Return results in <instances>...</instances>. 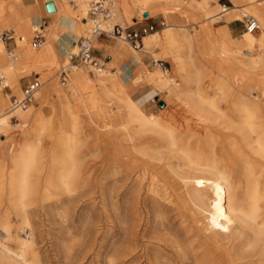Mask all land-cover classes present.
<instances>
[{
	"label": "bare ground",
	"instance_id": "1",
	"mask_svg": "<svg viewBox=\"0 0 264 264\" xmlns=\"http://www.w3.org/2000/svg\"><path fill=\"white\" fill-rule=\"evenodd\" d=\"M54 1L58 6L59 13L54 16L51 26L45 27V25L35 23L34 19L28 15L24 0H0V30L6 27L3 15L9 12L16 15L19 21L16 29H24L26 37L31 36L32 29L35 31L36 28L44 26L42 28L43 34L47 40L44 39L42 46L47 43L46 52L51 57L50 61H42L38 59L40 52L32 54L34 52L32 51L30 54L34 56V59L29 64L21 62L23 55L20 58L11 56L10 61H8L5 54V43L0 39V63L3 71L7 74V80H3L5 78L0 74V83H5L0 87V132H8L13 128L11 123L12 113L19 114V118L33 120L35 126L26 131L27 133L40 132L34 138L22 140L20 147L13 155V166L9 169V186L13 194L9 195L10 197L7 199V208L12 210L20 219L18 231L23 232L25 229H30L31 233L26 238L17 233L14 239L15 245L13 246L11 244L12 235L10 234L11 225L7 221V214L5 212L0 213V264H42L38 250L35 248V231L30 218V207L34 204L31 197L34 192L32 181L34 178L32 177L42 171L41 161L47 160V155L45 158L41 155V134H50L49 131L55 123L57 124L56 140L54 145H51L53 151L49 157L50 162L47 161L49 164L47 165L48 175L44 186V199L55 197V191L68 194L75 191L74 187L76 186L81 161L78 148L84 141L81 127L82 112H87L91 120L96 122L93 114L95 113L99 118L102 111L100 100L97 97H92L91 102L87 101L84 98L82 89L87 90L94 96H97L95 95L97 90L101 89L106 98L113 100L116 110L111 108L106 111L108 117L111 118L109 124L105 123V126L109 128V139L116 141L119 136H122L120 138L129 142L131 150L139 152L153 163L163 160L170 161L168 166L175 169L179 179L178 182L183 188L186 198L196 208L197 212L206 215L212 222L213 232L215 233L212 240L214 247L218 243L227 249L218 253L215 252L213 247L207 248L203 256L204 258L211 256L213 262L209 264H228L225 259L227 255H230L229 252L234 250L232 261L235 264H264V132H255L257 113L262 112V107L258 103L252 104L248 101L246 89L247 87L249 89L253 88L246 83L238 87L236 97L244 114L243 126L252 132H238L241 136L240 140L236 141L234 139L228 142L229 152L232 153L229 155L231 160L235 161V156H241L240 171L245 180L244 200L240 196L242 188L240 181L233 180L224 166L220 164V160L218 161L211 154L212 151L204 156L198 150L194 152L186 145L184 138L176 128L175 121L179 119L173 114L174 112L165 109L164 115L147 113L143 106L133 100L127 92L119 73H112L109 69H105L103 65H90L94 66L98 72L94 77L86 72L78 71V67L72 69V71H75V76L72 77L71 71L69 79L75 82L77 91H74L80 94L76 103L70 101L64 88L58 85L55 88V93H53L56 98V105H51L48 113L43 108L36 109L31 119V105L16 110H12L11 106V111L7 110L11 94L3 93L5 87L10 84L11 88H14V93L20 95L22 88L19 81L23 73H27V71L29 73L33 68L40 69L45 65L59 61V54L52 43L53 37L59 34L56 26L60 23L75 22L77 30L79 28V24L71 16L72 11H70L67 4L72 1ZM75 2L84 15L81 22L85 28L87 27L88 32L90 26V17H87L89 13L88 0H75ZM131 2V4L124 2L122 7L118 9L119 14L124 17L138 13L137 16L135 15L132 18L134 22L140 20V15H149L159 8H164L167 11H189L194 16L202 17L206 21V24L201 28L194 25H192L193 28H190L187 24H169L163 29L162 33L153 31L154 33H148L145 38V35L143 36L146 46L157 44L161 47L163 58L170 59L176 68L184 73V81L191 78V73L197 75L200 69L194 63L193 58L188 55L186 60L181 52L185 48L192 51L194 46L197 45L204 44V61L214 63L218 68H222L227 62L229 68L234 71L235 75L238 72L244 82L252 72L264 66V57L256 55L254 52L257 45L264 47V2L246 0V8L242 10V13L244 16L254 17L259 23V28L253 32L246 30V33L237 38H232L226 28L215 29L213 23L225 13L229 14V19H240L239 6L228 8L217 3L216 0H132ZM113 14L114 7L111 8L110 18L105 22L106 26L112 27L114 24H118L112 22ZM81 37L74 43L73 50L77 48ZM118 39L128 42L122 38ZM158 60L156 59V62ZM192 68H194V72ZM3 71L1 72L4 75ZM221 77H224V74H221ZM146 79L158 90L167 93V102H171L173 109L177 108V102L180 101L188 102L189 108H193L201 115H204L206 109L210 111L220 110L216 104V97H208L205 89L199 87L195 90H182L173 76L161 67H155L149 71ZM217 89L222 92V83L217 84ZM39 94L42 99L47 97L45 89ZM214 118L218 120V116ZM15 125L18 127L20 124ZM205 141L207 146H212L211 139ZM153 143L158 145L153 146ZM211 149L213 150V148ZM171 159H177V163L173 164ZM154 165L147 166L145 174L151 172V187L149 190L152 193H157L156 183L161 174L153 169ZM5 170L4 166L0 165V192L6 188ZM45 171L47 170L45 169ZM2 199L0 197V207L4 204ZM178 250L183 260L186 259V252L180 247ZM167 255V253L160 250L155 251L153 264H168L166 261ZM198 259H200L198 264H203L201 258Z\"/></svg>",
	"mask_w": 264,
	"mask_h": 264
},
{
	"label": "rangeland",
	"instance_id": "2",
	"mask_svg": "<svg viewBox=\"0 0 264 264\" xmlns=\"http://www.w3.org/2000/svg\"><path fill=\"white\" fill-rule=\"evenodd\" d=\"M42 1L43 0H35L39 6L42 5ZM90 1L91 0H88V12ZM131 1L132 0H109L108 4L110 7H114L112 22L135 30H140L148 25H154L153 31L161 29L165 25H169L168 20L161 13H153L148 19H145L148 15H140V22L133 24L134 21H132V18L135 15L137 16L138 13L124 17L119 14L118 9L122 7L124 2H129L131 4ZM258 1L264 2V0ZM216 2L227 6L232 5L230 0H216ZM67 4L70 11H72L71 16L78 22L79 26L83 28V32L80 34L84 36L87 32V27L85 28L81 22L84 15L80 11L79 5L76 4L75 1ZM239 7L238 12L241 14V17L239 20L232 21L242 28L240 34L233 33V35L238 36L244 31L246 33L243 22L245 16L242 13V10L245 9L246 6L244 4ZM28 15L30 16L29 13ZM40 17V24L49 23L53 19V16H49L44 10ZM87 17H90L89 13ZM202 21L205 25L206 21L202 17H199L197 20H192V22H189L190 24L187 25L193 28L192 25L195 26L196 23ZM163 22H165V24H163ZM224 22V20L218 19L214 23L215 26H219L224 24ZM10 29L13 28H2L0 30V35ZM153 31H149V33H154ZM17 33L18 32H16V34ZM33 36L34 29H32L31 36L26 37V40L30 38V52L34 51L32 54H37L42 50H46L47 43H44L39 49H33L31 47ZM44 37V39L47 40L45 35ZM111 38L117 42V45L124 42H120L118 38ZM124 43H128L127 45L130 50L134 51L133 46L129 44V42ZM5 46V54L8 61H10L11 55H9L7 46L14 48V44H5ZM156 46L159 45L146 46V48H153ZM141 47L142 42H140V46L135 49L140 51ZM77 50L78 47L68 51L67 55L61 56L57 63L45 65L40 69L33 68L29 73L27 71V73L21 75L20 83L22 90L25 85L29 84L38 76L39 80L42 82V86L38 92L40 93L45 89L47 93V97L42 99L37 92L35 101L31 104V119L36 109L43 108L45 112L48 113L49 107L51 105H56V98L53 96V93H55V88H57L58 85L64 88L70 101L77 102L80 94L75 92L77 91L75 82L69 79L66 84H62L59 79V70L61 66L66 62L68 55ZM263 51L264 47L258 45L254 49L256 55L258 54L264 57ZM143 54V62L146 63L149 69L161 67L167 70L177 81L182 90H195L199 87L205 89V93L208 97H216V104L220 110L210 111L206 109L204 115H201L191 107L189 108L190 105L188 102L179 101L180 104L182 103L183 109H181L182 111L179 114L173 113L181 120L179 122V120L176 119V128L184 138L186 145L190 147L192 151L195 152L198 150V152L204 156H207L209 152L211 153L212 151L211 154L218 161L220 160V164L224 166L233 180L240 181L242 186L240 196L242 200H244L245 180L240 171L241 156H235V161L231 160L229 155L232 153L229 152L230 146L228 142L234 139L236 141L240 140L241 136L238 132H252L243 126L244 114L241 111L238 98L236 97L238 87L245 83L253 88L249 89L247 87L246 89L248 101L252 104L258 103L262 107V112L257 113L255 132H264V91L262 92V90H264V66L252 72L246 77V81L244 82V80L240 78L238 72H236L235 75L234 71L229 68L227 62L225 66L218 68L214 63L204 61V44L200 46L197 45L194 46L192 51L185 48L181 52L186 60L188 55L193 58L194 63L200 69L197 75L191 73V78L188 81L186 79L184 81V73L176 68L170 59L163 58L162 49L160 51L159 48H155L154 57L151 50L143 52ZM15 56L18 58L22 57L20 51L19 53L15 52ZM154 58L159 59L158 62H156ZM107 60H109V58L97 59L99 63L98 66L103 65L105 69L110 68L116 71L117 68L114 62L107 63ZM0 68L1 71H3L1 63ZM78 68V71L86 72L93 77L98 73L94 66L81 65ZM193 70L194 68H192V71ZM1 71L0 74L5 78L3 80H7V74L3 71V75ZM74 74L75 71L73 70V78L75 76ZM221 74H224V77H221ZM218 83H222L224 91L223 89L222 92L218 91ZM0 84V87H2L5 83ZM144 85L155 88L147 83H144ZM67 88L71 91V95L67 92ZM22 90L20 95L15 94L14 88H11L10 84L3 89L4 94H12L7 110L11 111L13 98L21 97L23 94ZM155 90L159 95L152 101L153 107L147 109V112H154L151 114L155 115H164L166 112L164 108L166 107L165 104L168 99L167 93L156 88ZM251 92L255 93L251 94ZM82 93L84 98L89 102H91L92 97H97L100 100L102 111L99 118H97L95 113L93 114L96 122L91 120L87 112H82L81 127L84 141L78 148V155L81 157V161L77 181L75 183L76 188L74 187L75 191L69 194L55 191V197L44 199V186L48 175L47 165L49 164L48 162H50L49 157L53 151L52 146L56 140L58 131L57 124L55 123L53 128L49 131L50 134H41V155L44 156L43 158L47 155V160L44 159V161H41L43 165L42 171L37 173L38 176L34 175L32 177L34 178L32 179L34 192L31 194V197L34 204L30 207L31 223L35 231V248L38 250L41 263L153 264V254L158 250L168 254L166 260L168 264H198V260H200L198 259L199 257L203 264L212 263L213 260L211 256L205 258L203 256L207 248L213 247L215 252L218 253L226 251L227 249L218 243H216V247H214L212 240L215 233L213 232L212 222L206 215L197 212L196 208L186 198L184 190L178 182L179 179L175 169L168 166L170 161L163 160L153 163L139 152L131 150L129 142L120 138L122 136H119L116 141L109 139V128L105 126V123L109 124L111 118L108 117L106 111H109L111 108L116 110L113 100L106 98L101 89L97 90V94H95L97 96L83 89ZM104 101L108 102L106 103ZM162 102L164 104H162ZM167 106L169 107V105ZM168 107H166V110L170 111ZM215 116H218V120H215ZM19 117V114L16 115L12 113L11 123L13 128L8 132H0V146H3L0 147V165L4 166V170L6 167L4 176L6 188L0 192V197L3 198L4 204L0 207V213L5 212L7 214V221L11 225L10 234L12 235L11 244L13 246L15 245L14 239L17 233H20L22 237L26 238L31 231L30 229H25V231L19 232L18 227L20 226V219L12 210H8L7 208V199L13 194L9 186V169L13 166V155L20 147L22 139H31L40 133H27L26 131L35 126L33 120L29 121L30 119H22ZM17 123L20 124L18 127L15 125ZM23 124L25 125L24 127L22 126ZM11 135L17 140L16 147L12 153L4 149V144H6V142L7 144L11 143ZM209 139L212 140V146H207L206 144L205 140ZM156 144L157 143H153V146L158 145ZM211 148H213V150ZM42 151L45 154H42ZM171 162L176 164L177 159H171ZM150 164H155L153 169L161 174L156 183L157 193H152L149 190L151 187V172L145 174V168L150 166ZM44 168L47 171H45ZM171 183L174 184L172 185ZM179 247L186 252L187 258L184 260L179 253ZM234 253L235 250L229 252L230 255H227L225 260L228 261V264H235V262L232 261Z\"/></svg>",
	"mask_w": 264,
	"mask_h": 264
},
{
	"label": "crops",
	"instance_id": "3",
	"mask_svg": "<svg viewBox=\"0 0 264 264\" xmlns=\"http://www.w3.org/2000/svg\"><path fill=\"white\" fill-rule=\"evenodd\" d=\"M49 1H52L54 5V9L51 12H47L46 10V3ZM67 1H75V0H67ZM230 1L232 2L231 6H227L222 3L220 4L228 8L246 4V0H230ZM212 3L215 4L214 1H212ZM24 4L27 7L26 9L28 13L30 14V17H32L34 19L33 21L35 23H38L39 25H43V24H40V18H41L40 15L42 14L43 10L46 11V13L49 16H53V19H54V16L59 13L58 6L56 5L54 0H43L42 6H38L35 0H24ZM166 11L167 10L164 8L156 9L155 11H152L145 19L150 18L153 13H161L168 20L169 24L180 25V24H190L189 22H192V20L194 19L197 20V18H199V16H194L189 11L188 12L180 11V10H177V11L168 10L167 12ZM220 19L224 20L225 22L224 24H221L219 26H215V23H214L213 27L215 29L226 28V30L229 32L232 38L241 37L245 33L244 31L240 36L233 35V33L240 34V32L242 31V28L239 25L232 22L234 20H239V19H234V20L229 19V14H226V13L222 14ZM3 20L5 22L6 27L13 28L10 30H13V31L16 30L15 33L18 32L15 38L16 46L14 47L15 48L14 52L19 53L20 51L21 55H23L21 62L23 64H29L30 61L34 59V56L32 54L30 55V48H29L30 38L26 40L24 29L22 28L16 29L19 21L13 12L5 13L3 15ZM140 20L134 22L133 24H137L138 22H140ZM51 24H52V21L44 25L45 27H50ZM163 24H165V22H163ZM203 25L204 24L202 21V22L196 23L195 26L197 28H201ZM56 27H57L56 30L58 31L59 34H56L53 37L52 43L56 47L59 57L66 56L68 51L73 49L74 43L81 37L80 33L83 32V28L79 26L77 30L75 26V22L60 23ZM164 27H162L161 29L155 30L154 32L158 31L159 33H162ZM146 36L147 35H145L144 38ZM144 38L142 40V47L140 51L135 49L134 47H133L134 51H132L127 45L128 43H124L120 40V42L122 43H119L118 44L119 46H118L117 42L114 41L111 37L100 36L95 40L93 52H94V56L97 59L99 58L108 59L109 58V60H107V63H111L112 61L114 62V65L116 66L117 70L113 71L110 68L108 69L112 73H119V77L124 83V85L126 86L127 92L130 94L133 100H136L141 106H143V108L147 112V109H150L151 107H153L152 101H154L159 94L155 90L156 87L146 79L147 73L153 70L154 68L149 69L146 63L143 62V55H144L143 52H148L151 50L153 52L152 55L154 57L155 48H159L160 51H161V48L159 46H156L153 48H146ZM38 59L47 62L51 60V57L50 55L47 54L46 50H42L40 51V55H38ZM154 60L156 61L155 58ZM144 83H147L150 86L155 87V88H150L147 85H144ZM19 84L21 86L20 81H19ZM67 92L71 95V91L68 88H67ZM104 102L107 103L108 101H104ZM181 104L177 102V108H174V109L171 105V102L170 103L166 102L165 106L168 107L167 105H169L168 107V109L170 110L169 112H172V113L174 112L175 114H179L182 111L181 109H183ZM166 107L164 109H166ZM151 113H154V112H151ZM10 142H11L10 144H7V142L6 144H4L5 146L4 149L9 150L12 153L17 143V140L16 138L13 137V135L10 136ZM0 147H3V146H0Z\"/></svg>",
	"mask_w": 264,
	"mask_h": 264
},
{
	"label": "built area",
	"instance_id": "4",
	"mask_svg": "<svg viewBox=\"0 0 264 264\" xmlns=\"http://www.w3.org/2000/svg\"><path fill=\"white\" fill-rule=\"evenodd\" d=\"M90 26L85 36L81 37L78 41L76 52H71L66 62L61 66L59 70V79L62 84H66L69 79L70 73L73 68L81 65H95L98 66L97 58L94 56L93 48L95 40L100 36H108L114 38H122L128 41L134 48L140 46L144 35L148 34L149 31L154 30V25H148L141 28L140 30L130 29L129 27L124 28L120 24H114L106 26L105 22L110 18L111 7L108 4V0H91L90 1ZM245 29L249 32L258 30L259 23L252 16H245L244 20ZM46 24V23H45ZM44 25V24H43ZM36 28L34 31L33 40L31 46L35 49L40 48L44 42L43 28ZM0 38L5 44L13 43L16 46L15 38L16 33L13 30H7L0 35ZM15 48L7 46L9 54L15 57ZM42 86V82L37 76L23 89L21 97H14L12 100V110L19 108H27L31 105L36 98V94Z\"/></svg>",
	"mask_w": 264,
	"mask_h": 264
},
{
	"label": "water",
	"instance_id": "5",
	"mask_svg": "<svg viewBox=\"0 0 264 264\" xmlns=\"http://www.w3.org/2000/svg\"><path fill=\"white\" fill-rule=\"evenodd\" d=\"M46 8H47L48 12H51L54 9L53 2L52 1L47 2ZM145 15L147 16L148 14H145ZM162 104H164V103L162 102Z\"/></svg>",
	"mask_w": 264,
	"mask_h": 264
}]
</instances>
